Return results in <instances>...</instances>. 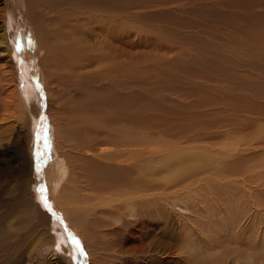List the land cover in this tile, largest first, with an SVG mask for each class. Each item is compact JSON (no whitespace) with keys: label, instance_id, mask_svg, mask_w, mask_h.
Here are the masks:
<instances>
[{"label":"rangeland","instance_id":"1","mask_svg":"<svg viewBox=\"0 0 264 264\" xmlns=\"http://www.w3.org/2000/svg\"><path fill=\"white\" fill-rule=\"evenodd\" d=\"M23 2L17 12L10 0H0V117L7 104L11 117L5 116L6 121H12L11 129L0 135V264H70L65 252L57 247L59 244H53L56 223L59 227L61 224L46 201L55 205L54 201L48 192L36 191L34 183L35 145L40 129L35 115L40 109L39 100L32 101L33 87L37 88L35 82L31 87L33 76L24 65L16 63L15 47H11L13 55L7 49L17 16L27 25V35L35 47L39 45L40 31L47 33L52 42H81L75 56L62 50L55 52V59L41 61L43 55L39 53L36 57L41 86L45 89L49 83L56 101L52 103L47 96L43 99L51 129L47 130L51 136L50 158L56 157L55 165L64 162L66 178L76 176L69 165L71 153H79L89 144L95 146V154L100 147H129L140 163L137 161L138 167L126 176L128 180L134 176L147 178L143 167L170 177V173L182 171L184 164L198 163V155H205L206 168L194 167L196 170L185 176L186 181H194L188 183L198 190V198L200 194L224 197L243 185L246 178L264 177V0ZM103 20L108 26L104 31L97 25ZM116 22L121 26L117 33L123 29V45L118 47L117 42L115 48L114 42L105 50L100 43L102 31L109 33L108 23ZM12 45H16L14 40ZM4 71L9 74L6 81L2 78ZM75 71L77 75L73 76ZM17 86L24 90L29 113L19 109ZM115 95L119 99L116 107L105 105L106 99L101 98ZM57 121L63 138L55 131ZM79 130L90 134L89 143L78 136ZM66 137L71 138L67 139L69 144L63 142ZM125 153L110 162L123 163L130 157ZM81 158L73 159L79 164L74 184L80 190L112 169L103 162L104 157L99 158L100 166L93 168ZM50 173L53 181L59 178L53 169ZM157 185L159 192L164 189L160 183ZM96 190L102 199L113 196ZM83 192L69 191L65 197L82 201ZM86 207L93 204L70 207L68 214L65 208L60 210L70 225L88 238L94 236L91 242H99L96 232L106 227L100 226V217L107 212L101 206ZM218 210L216 207L210 212L216 219ZM82 248L83 264H89L87 245L82 244Z\"/></svg>","mask_w":264,"mask_h":264},{"label":"bare ground","instance_id":"2","mask_svg":"<svg viewBox=\"0 0 264 264\" xmlns=\"http://www.w3.org/2000/svg\"><path fill=\"white\" fill-rule=\"evenodd\" d=\"M21 1L23 2V0H10V3L14 6L13 9L17 12L20 10L18 6ZM34 1L27 0L29 4L34 3ZM90 14L91 12L89 11L87 15ZM18 18L17 16V24L14 25V31L11 34V41L13 42L14 40L16 45L13 46L11 42V46L8 44L7 49L11 54V47H15L16 50L14 49V51L18 53V58H15L16 63L19 66L24 65L30 71L34 78L31 87H33L34 82L37 85L36 90L33 87L32 101L38 102L39 100L37 108L38 110L40 109V112L35 116H37L36 122L40 129L35 145V157L37 158L36 162H34L36 180L33 182L36 183V191L39 192L41 190L45 194L48 192L54 201L55 205H51L46 201L47 208L55 218L59 219L61 224V227H59L60 225L58 226V223H56L57 226L55 225L57 229L53 244H59L57 247L65 252V257H68L67 261L70 264H72V261L75 264H83L85 260L82 258L81 250L83 249L82 244H86L88 255H90L89 264H264V177L252 176L251 178H246L242 182L243 185L224 197L218 194H200V196L198 195L200 198L195 197L197 196L195 194L199 193L196 192L197 189L195 187H192L193 185L191 186V183H188V181H194L190 179L186 181L185 176L195 171L196 168L200 170L206 168L205 155H198L196 159L198 163L186 166L190 163L189 160L188 164H184V167L182 166V171L170 173V177L159 175L157 169L153 168V170L147 171L148 167H143L146 169L144 173L147 172V178L134 176L133 179L128 180L126 176H130L131 171L136 169L138 163H140L135 154H130L129 147H119V150L100 147V149L98 148L99 153L95 154L92 151L95 146L92 147L90 146L92 144H89L88 147L86 146L87 148L79 151V153H83L82 155L78 152L71 153L72 158L69 160L71 163L69 165L72 167L73 174L76 176L79 174L76 167L79 164L73 159H82L81 157L88 161L90 168H93V165H99V158L104 157L106 160L103 162L110 165L112 169L108 173L104 171V175L99 174L97 180L95 178V181L82 185L83 188L81 190L84 191L80 195L82 201L66 198L67 196L65 197V195L69 191L71 193L75 191L76 194L82 191L80 187L78 188L74 184L76 176L70 175V178H66L68 175L64 162H56L55 165L54 159L56 157L54 156L53 160L51 159L52 157L50 158L51 145L49 140H51V136L48 131L51 129L47 118H45V111L43 110L45 103L43 104V99L44 96L45 99L47 96V99L52 103L56 104V101L52 94L53 87L48 82L45 89L41 86L42 80L36 57L42 54L41 61L43 59L45 61L55 59L57 54L55 52H62V50L71 56H75L80 52L81 42L64 40L52 42L47 33L42 34L40 31L38 37L39 45L35 47L28 37L29 35H27L29 34L27 25L22 21L19 22ZM4 22L6 26L9 24L8 20ZM104 23V20L100 24L97 23L103 31L108 28ZM108 25L111 30L106 34L102 31L101 47L105 50L109 49L108 45L114 42L112 46L117 48L115 45L118 44V47H121L120 43L123 42L121 32L123 29L119 32L120 34L116 31L117 28L119 29L120 22L108 23ZM6 35V33L3 34L4 38H6ZM76 37L81 39L82 34H77ZM22 68L20 67V69ZM5 71L2 74L3 79L9 75ZM19 75L21 76V74ZM19 75L18 79H22ZM36 75L38 79H35ZM76 75V71L73 72V76ZM13 79L12 82L14 81ZM16 89H20V91H17V98L20 103L19 109L24 114L27 112V98L23 95L24 90L22 88L17 86L15 87ZM101 98L106 99L104 104L108 106L114 104V107H116L119 101L117 95L113 98L107 96ZM7 107V104L3 106L4 114L0 117V135L11 129L12 121H6L7 117H11V115H8ZM55 128L56 133L63 138V134L61 136V133L58 132L61 128V124L58 121L55 124ZM79 131L80 135L78 136L81 139L86 138L85 142L89 143L90 134H86L87 132L85 133L84 130ZM73 132H76V130L74 129ZM75 138H77L76 135ZM67 139L70 140L71 138L66 137V139H63L66 144L68 143ZM124 153H128L130 157L124 160L123 163L114 164L110 162L120 158ZM189 158H186V160ZM162 162L160 165H162ZM194 167L196 168L194 169ZM52 169L54 176H56L55 174L59 176L54 181L53 175L50 173ZM96 172H99V170H96ZM70 173L72 174L71 171ZM157 183L164 187L160 192L158 191ZM31 184L33 185V183ZM122 187H128L127 191L123 190ZM172 188H175L173 189L174 191L169 192ZM96 189H99L100 192H109L113 196L109 197L106 195L107 197L105 196L102 199V197L97 195ZM55 193L57 197H55ZM222 195L224 194L222 193ZM95 198L97 199V204H95ZM102 200L104 201L103 204ZM158 200L162 201L158 202ZM88 203L93 204V207L86 208L96 209L101 206L103 211L107 212L106 214L100 213L102 214L100 226L106 225V227H103V230L99 232L95 230L98 234L96 237H100L99 242H91L94 236L93 239L86 237L79 228L76 229V227L70 225L63 214H61V207L65 208L68 214V208L79 205L83 207L84 204L87 205ZM216 207L219 208L217 211L219 213L218 219L210 213ZM109 209L110 211L108 212ZM112 210H116V213L112 214L114 212ZM226 215L229 216L228 221L226 220ZM243 233L244 237H242ZM233 243L235 244L234 246H232ZM70 254L72 258L69 257Z\"/></svg>","mask_w":264,"mask_h":264}]
</instances>
